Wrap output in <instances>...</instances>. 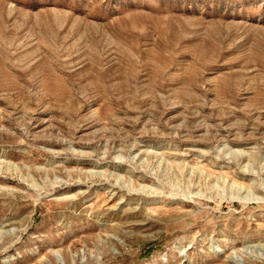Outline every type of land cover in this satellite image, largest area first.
I'll list each match as a JSON object with an SVG mask.
<instances>
[{
    "label": "rangeland",
    "instance_id": "obj_1",
    "mask_svg": "<svg viewBox=\"0 0 264 264\" xmlns=\"http://www.w3.org/2000/svg\"><path fill=\"white\" fill-rule=\"evenodd\" d=\"M0 264H264V0H0Z\"/></svg>",
    "mask_w": 264,
    "mask_h": 264
}]
</instances>
